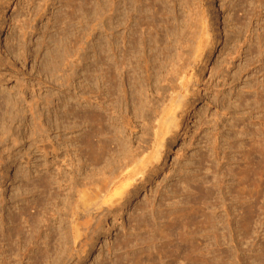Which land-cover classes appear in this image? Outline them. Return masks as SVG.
I'll return each instance as SVG.
<instances>
[{
    "label": "rangeland",
    "instance_id": "rangeland-1",
    "mask_svg": "<svg viewBox=\"0 0 264 264\" xmlns=\"http://www.w3.org/2000/svg\"><path fill=\"white\" fill-rule=\"evenodd\" d=\"M2 1L4 3L0 6V9L2 7L0 10V92L2 94L11 93V101H13L12 103L10 101L9 105H3V109L0 110V264H264V0H186V2L169 0L168 8H172L171 11L174 10L180 17L179 24L183 29L178 30L179 32L176 30L174 36L168 35L163 27L161 28L163 32L160 31V36L164 35L162 37L169 38L160 37V41L162 40L160 43L163 45L169 42L173 46L169 48L172 60L169 59L170 63L169 61L166 63L167 66L171 64L168 68L171 70L166 69L165 65L164 70L157 71L155 67H152L154 60L150 61L152 64L149 63V67L146 68L144 56L147 60L150 59V50L145 51L146 54L143 50H139V54H136L135 60H138V64L142 65L144 62V66L141 67L145 72L142 68L139 69L141 71L138 76L141 81L138 79L140 82L138 83H142L139 86L142 87L141 92L145 91L144 100L146 102H144L148 104L141 108L143 115L140 118L136 115L138 112L134 110V101L129 87L126 98L117 91L112 93L120 96V100L121 96L124 97L120 102L116 96L115 100L112 99L113 96L105 102L104 99L109 97L106 87L103 83H99L102 86L96 85L88 71L93 62V59H90L92 47H101L104 50L106 47L105 39L102 38H106L108 31L104 27V24H108L107 2L104 1L108 0ZM181 1L184 4H181ZM170 2H173V6ZM186 3L188 7L185 6ZM68 4H73V6ZM177 6L178 9L180 8L179 12ZM38 9H41L40 13ZM76 9L78 12L81 11L78 13ZM98 10L99 12L102 10L101 13L104 14L101 18L106 17L107 22L100 18L102 14L98 13ZM72 11L73 15H76V18L70 15L74 22L66 17L69 13L72 14ZM38 15L39 18H37ZM134 15L137 16V13L133 12L131 18L127 17L130 18L127 21V26L130 28L128 32L116 31L120 47L124 46L121 43L122 39L119 40L120 36L123 37L124 34L130 36L132 28L137 26V17L135 19ZM21 17L25 20L29 18L26 20L28 24H25V27L27 26L26 35H22L23 23L19 25L20 22L25 21H20ZM57 19L61 22L59 23ZM197 20L199 23L196 22ZM193 24L198 26V30H203V33L199 34ZM209 26L210 32H208ZM187 27H191L192 30L187 31ZM193 32L195 35L199 34L197 37L199 36L198 42L200 43L194 35L196 37V39L193 38L196 41L195 46L194 40L192 42L188 39L192 37ZM206 32L210 33L208 34L210 39L206 37ZM63 35L67 36L63 37ZM182 36L185 40H182ZM65 38L68 41H65ZM101 41H104V44L101 45ZM61 43L66 48L68 44L70 46L66 49ZM169 43L167 45L170 47ZM9 45H12L13 49L12 47L9 49ZM181 47H184L183 50ZM190 47L192 49L202 47L203 52L202 49L193 51ZM177 50L178 52L181 50L180 53H177ZM182 51L186 52V54L184 52L186 56ZM191 52L195 55H191ZM111 54L110 56H113ZM140 54H143L141 55L143 58ZM180 55L185 58L182 57V60L186 58L187 60L181 61ZM67 56L69 60L66 59ZM121 56L122 54L119 53V60ZM57 58L60 61L56 60ZM190 59L194 61L191 62ZM52 60L59 63L55 62L54 65ZM111 60L115 61L114 56ZM61 63H64L63 66ZM183 64L187 68L182 74L183 77L181 76L183 81L179 76L182 84L178 75L171 71L177 65ZM50 65L53 68H50ZM56 69L59 74L53 75L54 71L57 72ZM153 69L156 71L154 72ZM102 76L103 74L100 73V79ZM142 76L148 81L146 78L143 80ZM151 76L155 78L152 79ZM57 77L60 79L58 80ZM170 79L175 80L177 86L180 83L182 87L177 88ZM65 80L72 82L70 81L69 84ZM170 82L172 85H169ZM88 86L92 88V91L97 87L93 91L96 93L93 94ZM168 87L169 90H167ZM160 88H163L162 91ZM97 91L101 94L99 95ZM167 92L170 96L166 95ZM179 95L181 98L178 97ZM95 96L102 101H98L102 106L96 104L98 102ZM89 97H91L90 100ZM149 98H152V101ZM177 98H180L182 102H178ZM110 100L113 101L114 106L118 102L114 110L118 116H115L114 112L112 115L115 119L113 126L117 130L111 126V134L106 137L116 136V139L113 137L112 140H108L107 148L103 142L101 145L104 148L101 150L99 140L94 138L92 142V139L90 141L87 138L92 134L90 133L92 131L91 112L100 111L105 105L109 106ZM163 102L166 103L164 106H162ZM153 103L156 106L160 103V106L156 107ZM174 103H179L181 107L178 108V105ZM117 106L121 109L119 110ZM126 107H129L128 110L125 109ZM154 108H158L156 112L160 113L155 114L156 109ZM171 108L177 109L172 115L175 114V117L177 115L175 119L179 122V126L174 128L170 125L172 129L169 130L170 127L162 122L168 119L165 115L166 111L171 116ZM73 110L77 115H74ZM121 110L126 116L123 117ZM161 110H163L162 113ZM79 114L84 117L82 118ZM78 115L81 118L77 117ZM89 115L88 120L91 123L86 120L87 118L84 119ZM155 115L158 121L154 118ZM159 115L161 117H158ZM148 117L153 118L148 120ZM153 119H156L159 124ZM38 124L39 127H37ZM42 125L45 128L46 125H50L49 130L43 132L45 128L43 129ZM36 129L41 131L36 132ZM163 129L171 131L168 132V136ZM117 136L121 144L125 143V138L129 142L125 143L127 144L125 154L119 153L120 146H117L118 152L115 150V146L119 143ZM161 139L163 143H160ZM95 140L98 145L94 143ZM110 141L116 144L113 143V145ZM159 143L164 146L160 152ZM112 145L114 149H111ZM92 146L95 147V149L93 147L94 150H90ZM155 149L158 153H156L157 150L154 151ZM98 150L102 154L101 157ZM104 150L105 154H109L108 156H105ZM155 154H160L157 156L159 158L162 155L161 159L157 161ZM103 155L107 157L105 160H108L109 165L102 159ZM137 156L141 157L142 160H139L142 164ZM135 157H137L136 160ZM133 160L135 163L131 165L130 162ZM118 165L120 168L123 165L125 172L121 173L123 168L119 170ZM133 170L138 171V174H132ZM116 172L123 177L116 174L117 180H112ZM52 178H55L54 182L52 181L53 185L46 188L47 179L52 180ZM103 180L110 183L105 186ZM81 186L84 187H82L84 192L87 191L90 194L85 192L89 198L85 196V193L86 199L83 196L81 198L88 202L90 198H95L96 200L90 199L89 204H96L97 208L86 202L88 207L84 203V211L81 205L84 200L78 202L81 201L80 196L83 195ZM99 187H104L109 192L103 191L104 188L98 191ZM80 190L82 192H79ZM101 190L106 197H103ZM120 190L122 195L119 193ZM72 205L77 209L76 211ZM77 206L83 211L81 209L80 211ZM86 211H91L89 213L92 215L86 214L88 213ZM71 213L74 214L72 218ZM79 213H83L84 216L83 214L79 216ZM89 218H91L90 221ZM74 223L77 226L81 224L80 228L77 227L78 230H75ZM77 231L80 232L77 233ZM76 233L82 234L77 236Z\"/></svg>",
    "mask_w": 264,
    "mask_h": 264
},
{
    "label": "bare ground",
    "instance_id": "bare-ground-1",
    "mask_svg": "<svg viewBox=\"0 0 264 264\" xmlns=\"http://www.w3.org/2000/svg\"><path fill=\"white\" fill-rule=\"evenodd\" d=\"M4 1H6V0H4ZM47 2H48V0H46ZM50 1V0H49ZM70 1V0H69ZM86 1V0H85ZM172 1V0H171ZM178 2L180 1V0H177ZM177 1H176V3H177ZM186 2V0H183V2ZM44 2V1H43ZM71 2H73V4H76V3H74V1H71ZM88 2H90V1H88ZM103 2V1H102ZM104 2H107L106 4V13H108L107 15V19H108V24L106 23V24H104L103 26L104 27H106V29H108V33L106 32V38H102V39H105L104 41H105V45H106V47H105V50L104 49H102L101 47L99 48V47H92L93 49H91V53H92V55H91V57H90V59H93V62H92V65L90 66V69L88 68V71L91 73L90 74V77H91V79H93V81L94 82H96V85H100L99 83H103V85L106 87V90H107V94H108V98L106 97V95H105V97L103 96L102 98L104 99V101L105 100H109L111 97H113L114 96V98H112L113 100H115V96L116 95H113L112 93H115L116 91L117 92H119L121 95H123L125 98H126V95L128 94V90H127V88L129 87V91L131 92V95H132V98H133V103H134V110H136V112H138V113H136V115L140 118V116L141 115H143L142 113H141V111H142V109L141 108H143L145 105H147L148 106V104H146L145 102V100H144V94H145V91H144V93L143 92H141L142 91V87H140L139 85H142V83L141 84H139L140 82L138 81V79H140L139 78V72L141 71V70H139V69H141L142 67L141 66H144L143 65V63H142V65H139L138 64V60H135L136 58H137V55L136 54H139L138 52H139V50H143V52L145 53V51H147V50H150V53H149V56H150V59H148L147 60V57L146 56H144V58L146 59L145 60V62H146V68L147 67H149V63H151V62H153V60H154V66L152 65V67L154 68L155 67V69L157 70V71H159V70H164L165 69V65L167 66V61H169V59L170 60H172L171 59V52H170V50H169V48H172L173 46H171V44H170V47L166 44V46H164L165 44H161L160 42L162 41H160V37L161 38H165V37H162V36H164V35H162V36H160L161 35V33H160V31L161 32H163L162 30H161V28L163 27V28H165L167 31V34L168 35H171L172 34V36H174L175 35V31L177 30H179V31H182V30H180V29H183V28H181V26H180V22H179V19H180V17H178L177 16V14L174 12V10L173 11H171V9H169L168 7V2H169V0H108V1H104ZM182 2V1H181ZM180 2V3H181ZM181 3V4H184V3ZM189 2V1H188ZM1 3H4L2 0H0V6H1ZM171 3V2H170ZM180 3H178V4H180ZM47 4V3H46ZM73 4H68L69 6H73ZM90 4V3H89ZM103 4H105V3H103ZM172 4V6H173V2L171 3ZM180 4V5H181ZM187 4L188 3H186L185 4V6H187ZM234 4V3H233ZM68 5H66V6H68ZM85 5V4H84ZM175 5V4H174ZM2 6H4V5H2ZM43 6V5H42ZM183 6V5H182ZM181 6V7H182ZM192 6V5H191ZM233 6V5H232ZM231 6V7H232ZM78 7V5L76 6V8ZM86 7V6H85ZM93 7V6H92ZM176 7V6H175ZM188 7V6H187ZM72 8V10L74 11V8L73 7H71ZM83 8H84V6H83ZM101 8V7H100ZM103 8H105V7H103ZM183 8H184V6H183ZM1 9H2V7H1ZM0 9V10H1ZM69 9V8H68ZM85 9V8H84ZM177 9H178V6H177ZM180 9V8H179ZM177 10L178 12L180 11V10ZM39 10H41V9H38L37 11H39ZM45 10V9H44ZM79 10V9H78ZM91 10V9H90ZM103 10V9H102ZM102 10H100V12H99V10H98V13H100V14H102L101 12H102ZM72 11V12H73ZM76 11H77V9H76ZM81 10H79V12H80ZM97 11V10H96ZM41 11H39V13H40ZM42 12H44L43 10H42ZM71 12V13H72ZM75 12V11H74ZM74 12L72 13V14H70L69 12H67V13H69V16H66L68 19L70 18V15H73L74 14ZM78 12V11H77ZM76 12V13H77ZM78 12V13H79ZM104 12V11H103ZM133 12H136L137 13V16H135L134 15V18L136 19V17H137V26H136V24L134 25V26H136V27H131L132 28V33L130 34V36H127L126 34H124L123 35V37H121L120 36V38H119V40H121L122 39V42L121 41H119V42H121V43H123L124 44V46H122V47H120V43H118V36H117V34H116V31L117 30H123V31H127L128 29H130L128 26H127V21L131 18L130 16L132 15V13ZM177 12V13H178ZM192 12V11H191ZM45 13V12H44ZM85 13V12H84ZM28 14V13H27ZM29 14H30V12H29ZM35 14H36V12H35ZM34 14V15H35ZM38 14V13H37ZM43 14V13H42ZM62 14V13H61ZM88 14V13H87ZM104 14V13H103ZM103 14H102V16L100 15V18L101 17H103ZM192 14V13H191ZM206 14V13H205ZM68 15V14H67ZM106 15V14H105ZM184 15V14H183ZM190 15V14H189ZM202 15V14H201ZM209 15V14H208ZM22 16V15H21ZM40 16H43V15H40ZM74 17L76 16V15H73ZM180 16V15H179ZM199 16V15H198ZM26 17V16H25ZM36 17V16H35ZM72 17V16H71ZM105 17V16H104ZM127 17H130L129 19L127 18ZM201 17V16H200ZM27 18V17H26ZM37 18H39V15H38V17ZM41 18V17H40ZM58 18V17H57ZM76 18V17H75ZM99 17H98V19H100ZM106 18V17H105ZM105 18H101V19H104L105 20ZM185 17H183V19H184ZM59 19H60V17H59ZM71 19V18H70ZM234 19V18H233ZM20 21L21 20H25V19H23V17H21V19H19ZM26 20H29V18L28 19H26ZM22 21V22H20V24L19 25H22L21 23H23V25L21 26L22 27V30H24L23 31V34L22 35H26L27 33H26V30H27V26L25 27V24L27 25L28 23H27V21ZM37 20V19H36ZM58 20V19H57ZM62 20H64L65 21V19H62ZM75 20V19H74ZM97 20V19H96ZM192 20H193V18H192ZM205 20V19H204ZM31 21V20H30ZM71 21H73L72 19H71ZM106 21V20H105ZM131 21V20H130ZM183 21V20H182ZM195 21V20H194ZM193 21V22H194ZM200 21V23H201V19L199 20ZM32 22H33V20H32ZM34 22H35V20H34ZM57 22V21H56ZM58 22L60 23L61 22V20L59 21L58 20ZM74 22V21H73ZM107 22V21H106ZM133 22H134V20H133ZM185 22V21H184ZM191 22V21H190ZM197 23H199L198 22V20L196 21ZM196 22H195V24H196ZM202 22H203V20H202ZM66 23V22H65ZM94 23V22H93ZM204 23V22H203ZM71 24V23H70ZM98 24V23H97ZM100 24H102V23H100ZM192 24V23H191ZM195 24H193V26L195 25ZM202 24V23H201ZM0 25H1V23H0ZM67 25V24H66ZM73 25V24H72ZM185 25V24H184ZM29 26V25H28ZM69 26V25H68ZM100 26V25H99ZM191 26V25H190ZM196 26V25H195ZM194 26V27H195ZM204 26V25H203ZM206 26V25H205ZM204 26V27H205ZM208 26V25H207ZM206 26V27H207ZM98 27V25L96 26V28ZM185 27V26H184ZM188 27H189V22H188ZM187 27V28H188ZM201 27H202V25H201ZM200 27V28H201ZM30 28H31V26H30ZM69 29H70V27H68ZM67 28V29H68ZM101 28V27H100ZM186 28V29H187ZM191 28V27H190ZM190 28H188L187 29V31L188 30H192V29H190ZM193 28V27H192ZM196 28H197V31H199L198 33L200 34V32H202V31H200V30H198V26H196ZM195 28V29H196ZM199 28V29H200ZM19 29H20V27H19ZM165 29H163L164 30V32H165ZM21 30V29H20ZM21 30V31H22ZM32 31H33V28L31 29ZM34 30H36L35 28H34ZM71 30V29H70ZM101 30V29H100ZM206 31L208 30V29H205ZM68 32H69V30H67ZM178 31V32H179ZM85 32V31H84ZM105 32V31H104ZM122 32V31H121ZM128 32V31H127ZM129 32H131V31H129ZM195 32H196V30H195ZM208 32H210V26H209V30H208ZM29 33V32H28ZM31 33V32H30ZM64 33V32H63ZM66 33V32H65ZM73 33V32H72ZM188 33V32H187ZM203 33V32H202ZM68 34V33H67ZM122 34V33H121ZM164 34V33H163ZM178 34V33H177ZM176 34V35H177ZM180 34V33H179ZM185 34H186V32H185ZM190 34V33H189ZM197 34V33H196ZM199 34H197V35H199ZM206 34H207V32H206ZM208 34H210V33H208ZM208 34H207V36L206 37H208ZM21 35V34H20ZM83 35V34H82ZM93 35V34H92ZM192 37H188V39L189 40H194L193 38H195L196 39V37H197V35H195V33L193 32L192 34ZM190 35V36H191ZM196 37H195V36ZM28 36V35H27ZM65 36H67V35H65ZM64 35H63V37H65ZM69 36V35H68ZM75 36V35H74ZM77 36V35H76ZM84 36V35H83ZM172 36H171V38H172ZM181 36V35H180ZM186 37L188 36L187 34L185 35ZM78 37V36H77ZM176 37V36H175ZM199 37V36H198ZM198 37H197V42H198ZM21 38V37H20ZM24 37H22V39H23ZM27 38V37H26ZM69 38V37H68ZM72 38V37H71ZM83 38V37H82ZM168 38V37H167ZM167 38H165V39H167ZM185 37H183L182 36V40L184 39ZM209 39H210V37H208ZM14 39V38H13ZM16 39H17V37H16ZM15 39V40H16ZM63 39V38H62ZM72 39H74V38H72ZM76 39V38H75ZM74 39V40H75ZM164 39V40H165ZM169 39V38H168ZM187 39V40H188ZM12 40V39H11ZM14 40V41H15ZM67 39L65 38V41H66ZM73 40V41H74ZM77 40H78V38H77ZM82 40H84V38L82 39ZM81 40V42L83 43V41ZM175 40V39H174ZM185 40V39H184ZM18 41V40H17ZM16 41V42H17ZM22 41V40H21ZM23 41H25V40H23ZM22 41V42H23ZM68 41V40H67ZM70 41V40H69ZM72 41V42H73ZM80 41V40H79ZM99 41V40H98ZM103 41V42H104ZM165 41H167V40H165ZM201 41V40H200ZM207 41V40H206ZM72 42H71V44H72ZM76 42V41H75ZM80 42V43H81ZM102 41L100 42V44L102 45V44H104ZM179 42V41H178ZM193 42V41H192ZM194 42H195V44H194V46L196 45V41L194 40ZM202 42V41H201ZM25 43V42H24ZM23 43V44H24ZM79 43V42H78ZM77 43V44H78ZM172 43H173V41H172ZM198 43H200V42H198ZM203 43V42H202ZM209 43V42H208ZM8 44H9V42H8ZM15 44V43H14ZM17 44V43H16ZM15 44V45H16ZM21 44V43H20ZM61 44H63V43H61ZM66 44V43H65ZM68 44V43H67ZM161 44V45H160ZM174 44H175V41H174ZM190 44V43H189ZM14 45V46H15ZM64 45V44H63ZM73 45V44H72ZM78 45H80V44H78ZM100 45V46H101ZM177 45V44H176ZM187 45H188V43H187ZM199 45V44H198ZM62 46V45H61ZM68 46H70L69 44L67 45V48L65 47V45H64V47L66 48V49H68ZM74 46V45H73ZM98 46H99V42H98ZM180 46V45H179ZM186 46V45H185ZM184 46V47H185ZM191 46V45H190ZM193 46V45H192ZM191 46V47H192ZM200 46V45H199ZM198 46V47H199ZM10 47H12V45L10 46L9 45V49H10ZM17 47V46H16ZM23 47V46H22ZM63 47V46H62ZM103 47V46H102ZM184 47H181L182 49L181 50H183V48ZM188 48H189V46H187ZM190 47V48H191ZM8 48V47H7ZM20 48H21V46H20ZM19 48V49H20ZM59 48V47H58ZM69 48H71V47H69ZM176 48H177V46H176ZM179 48V47H178ZM194 48V47H193ZM12 49H13V47H12ZM14 49H16V48H14ZM23 49H25V47L23 48ZM72 49V48H71ZM174 49V48H173ZM192 49V48H191ZM195 49V48H194ZM194 49H192L193 51H194ZM196 49H198V48H196ZM195 49V50H196ZM199 49H202V47L201 48H199ZM198 49V50H199ZM64 50V49H63ZM176 50V49H175ZM174 50V51H175ZM181 50H179V52H178V50H177V53H180V51ZM186 50V49H185ZM10 51V50H9ZM62 51V50H61ZM68 51V50H67ZM13 53H14V51H12ZM12 52H10V54L12 53ZM23 52V51H22ZM63 52V51H62ZM69 52H71V51H69ZM111 52H112V54H113V56H114V60L115 61H112L111 60V58L113 57V56H110V54H111ZM141 52V51H140ZM183 52V51H182ZM185 52V51H184ZM184 52H183V54H184ZM189 52V51H188ZM199 52V51H198ZM202 52H203V49H202ZM16 53V52H15ZM58 52H57V50H56V54H57ZM65 53V52H64ZM66 53H68V52H66ZM78 53V52H77ZM86 53V52H85ZM122 54V56H121V60H119L120 58L118 57V54ZM25 53H23V55H24ZM54 54H55V52H54ZM56 54H55V56H56ZM62 54V53H61ZM61 54H60V56H61ZM111 54V55H112ZM146 54V53H145ZM151 54V55H150ZM185 54H186V52H185ZM184 54V55H185ZM193 54V52H191V55ZM200 54V53H199ZM202 54V53H201ZM71 55V54H70ZM74 56H75V53L73 54ZM141 55H143V54H140V56ZM175 55V54H174ZM187 55H189L188 53H187ZM193 55H195V54H193ZM52 56H54V55H52ZM58 56V55H57ZM65 56H66V54H65ZM74 56H73V58H74ZM139 56V55H138ZM139 56V57H140ZM148 56V55H147ZM149 56H148V58H149ZM181 56V58H180V60L181 61H186L187 60V58H186V60H184L185 58H184V56H182V55H180ZM186 56V55H185ZM72 57V56H71ZM111 57V58H110ZM142 57V56H141ZM182 57L184 58L183 60H182ZM202 57V56H201ZM53 58V57H52ZM51 58V59H52ZM59 58V57H58ZM56 59V60H59V59ZM87 58V57H86ZM143 58V57H142ZM175 58H176V56H175ZM195 58V56L193 57V59ZM197 58V57H196ZM62 59H63V56H62ZM66 59L67 60H69V58H68V56L66 57ZM65 59V60H66ZM88 59V58H87ZM188 59H189V57H188ZM191 59H192V57H191ZM190 59V60H191ZM203 59V58H202ZM89 60V59H88ZM87 60V61H88ZM110 60L112 61V62H110ZM141 60H144V59H141ZM176 60V59H175ZM60 61V60H59ZM63 61V60H62ZM61 61V62H62ZM73 61V60H72ZM139 61H140V59H139ZM151 61V62H150ZM174 61V60H173ZM189 61V60H188ZM194 61V60H193ZM192 60H191V62H193ZM50 62V61H49ZM52 62H53V60H52ZM55 62H56V64H57V62L58 61H54L53 63H54V65H55ZM65 62V61H64ZM68 62H71V61H68ZM91 62V61H90ZM176 62V61H175ZM199 62V61H198ZM203 62V61H202ZM53 63H51L52 65H53ZM59 63V62H58ZM72 63H74V62H72ZM84 63V62H83ZM169 63H170V61H169ZM168 63V64H169ZM173 63V62H172ZM186 62H184V64H185ZM190 63V62H189ZM62 64V66H63V64L64 63H61ZM69 64V63H68ZM67 64V65H68ZM76 64V63H75ZM91 64V63H90ZM152 64V63H151ZM177 64V63H176ZM177 65L176 67H174L173 68V70L171 71V72H173V74H177L178 75V79H179V76L181 77H183V75L182 74H184L185 73V71H186V68H187V66H185V65ZM192 64V63H191ZM1 65V64H0ZM52 65H50L49 67L50 68H53V67H51ZM59 65V64H58ZM66 65V64H65ZM70 65V64H69ZM73 65V64H72ZM71 65V66H72ZM188 65V64H187ZM170 66H171V64H170ZM170 66H167V68L166 69H168ZM190 66V65H189ZM192 66V65H191ZM195 66V65H194ZM2 67V66H1ZM55 67V66H54ZM68 67H70V66H68ZM73 67H75V66H73ZM55 68H57V66L55 67ZM55 68L53 69V70H55ZM58 68H62V67H60V66H58ZM193 68V67H192ZM49 69V68H48ZM48 69H47V72H49L48 71ZM63 69H64V67H63ZM62 69V70H63ZM67 69H69V68H67ZM71 69H73V68H71ZM75 69H76V67H75ZM143 69V71L145 72V70H144V68H142ZM148 69H150V68H148ZM154 70V69H153ZM156 70H154V72L156 71ZM168 70H171V69H168ZM195 70V69H194ZM56 71H57V69H56ZM66 71H68V70H66ZM69 71H70V69H69ZM68 71V72H69ZM77 71V70H76ZM51 72L53 73V71L51 70ZM58 72V73H57ZM56 73H55V71H54V74L53 75H57V74H59V71H57ZM63 72V71H62ZM75 72V71H74ZM100 73H102L103 74V76H102V82H100L101 81V79H100ZM147 73H150V71H147ZM158 72H156V74H157ZM161 73V72H160ZM167 73H168V71H167ZM64 74H65V72H64ZM74 74V73H73ZM72 74V75H73ZM144 74V73H143ZM151 74V73H150ZM155 73H154V75H156ZM164 74V73H163ZM169 74H171V73H169ZM71 75V76H72ZM141 75V74H140ZM146 75V74H145ZM144 75V76H145ZM149 75V74H148ZM159 75H161V74H159ZM63 76V75H62ZM75 76V75H74ZM73 76V77H74ZM164 76V75H163ZM166 76V75H165ZM176 76V75H175ZM185 76V75H184ZM87 77L89 78V75H87ZM87 77H86V79H87ZM143 77V76H142ZM152 77V79H153V77L154 76H151ZM159 77V76H158ZM172 77H173V75H172ZM172 77H170V78H172ZM182 77H181V80L183 81V79H182ZM195 77V76H194ZM58 78V77H57ZM146 77H143V80L145 79ZM149 78V77H148ZM155 78V77H154ZM162 78H164V77H162ZM175 78V77H174ZM176 78H177V76H176ZM60 78H58V80H59ZM61 79H62V77H61ZM70 79V78H69ZM68 79V80H69ZM73 79V78H72ZM158 79V78H157ZM168 79V78H167ZM63 80V79H62ZM67 80V79H66ZM65 80V81H66ZM155 80V79H154ZM164 80V79H163ZM166 80V79H165ZM164 80V81H165ZM171 80V79H170ZM180 79H179V81L182 83V81H181ZM71 81V80H70ZM70 81H68L69 82V84H70ZM88 81H90L91 82V80H88ZM87 81V82H88ZM140 81H141V79H140ZM146 81H148V79L146 78ZM157 82H158V80H156ZM161 81H162V79H161ZM172 81V80H171ZM175 80H173L172 81V83L174 82ZM176 81H178V80H176ZM58 82H60V81H58ZM67 82V81H66ZM67 82V83H68ZM72 82V81H71ZM74 82V81H73ZM94 82H92V84L94 83ZM139 82V83H138ZM167 82V81H166ZM165 82V83H166ZM169 82V81H168ZM193 82V81H192ZM152 83H154V82H152ZM162 83V82H161ZM164 83V84H165ZM175 83V82H174ZM177 83V82H176ZM176 83H175V85H176ZM65 84V83H64ZM91 84V85H92ZM143 84H144V82H143ZM183 84V83H182ZM63 85V84H62ZM73 85V84H72ZM145 85V84H144ZM149 85V84H148ZM147 85V88L149 87ZM157 85V84H156ZM155 85V86H156ZM166 85V84H165ZM169 85H172L171 84V82H170V84ZM174 85V84H173ZM175 85H174V87H175ZM70 86V85H69ZM93 86H94V84H93ZM100 86H102V85H100ZM99 86V87H100ZM154 86V85H153ZM153 86H152V88H153ZM154 86V87H155ZM157 86H159V85H157ZM157 86H156V88H157ZM168 86V85H167ZM179 86H181L180 85V83H179V85L177 86L176 85V87L177 88H180ZM89 87V89L91 90L92 88H90V86H88ZM146 87V86H145ZM163 87V86H162ZM166 87V86H165ZM182 87V86H181ZM97 88V87H96ZM95 88V89H96ZM104 88V87H103ZM141 88V89H140ZM146 88V89H147ZM167 88V87H166ZM171 88H173L172 86H171ZM177 88H176V90H177ZM95 89H93V91L95 90ZM161 89H163V88H160V90ZM182 89V88H181ZM83 90V89H82ZM103 90V89H102ZM144 90H145V88H144ZM159 90V89H158ZM158 90H157V92H158ZM167 90H169V87H168V89ZM172 90H174V89H172ZM179 90V89H178ZM92 91V90H91ZM93 91H92V93H93ZM100 91V90H99ZM99 91H97V93L99 92ZM154 91V90H153ZM152 91V92H153ZM162 91V90H161ZM3 92V91H2ZM1 93V92H0ZM4 93V92H3ZM94 93H96V91L94 92ZM93 93V94H94ZM148 93V92H147ZM168 93V92H167ZM172 93V92H171ZM2 94V93H1ZM0 94V110L1 109H3V105H9V103H10V101H11V99H12V95H11V93H8V94H2L1 95ZM91 94V93H90ZM99 94V93H98ZM100 94H101V92H100ZM99 94V95H100ZM103 94V93H102ZM130 94V93H129ZM149 94V93H148ZM152 94V93H151ZM159 94V93H158ZM160 94H162V93H160ZM175 94V93H174ZM85 95V94H84ZM92 95V94H91ZM98 95V96H99ZM104 95V94H103ZM119 95V94H118ZM155 95V94H154ZM153 95V96H154ZM157 95V94H156ZM155 95V96H156ZM164 95H165V93H164ZM166 95H168V96H170L169 95V93L168 94H166ZM78 96V95H77ZM97 96V95H96ZM95 96V97H96ZM123 96H121L122 97V99L121 100H123ZM148 97L150 96V95H147ZM167 96V97H168ZM82 97H83V95H82ZM100 97V96H99ZM99 97H96L95 98V100H96V102H102V101H100L99 100ZM116 97H118V96H116ZM120 97V96H119ZM118 97V98H119ZM160 97H161V95H160ZM165 97V96H164ZM178 97H180V95L178 96ZM86 98V97H85ZM131 98V99H132ZM147 98V97H146ZM159 98V97H158ZM162 98V97H161ZM172 98V97H171ZM171 98H169V99H171ZM181 98V97H180ZM178 99L179 101L178 102H182L181 101V99ZM91 99V97H89V100ZM150 99V98H149ZM152 99V98H151ZM150 99V100H151ZM157 99V98H156ZM168 99V98H167ZM166 99V100H167ZM168 99V100H169ZM176 99V100H177ZM78 100V99H77ZM94 100V99H93ZM102 100V99H101ZM116 100H117V98H116ZM120 100V98L118 99V102H120L121 101ZM129 100V99H128ZM146 100H148V99H146ZM149 100V101H150ZM153 100L155 101V98L153 97ZM160 100V99H159ZM163 100V99H162ZM13 101V100H12ZM12 101H11V103H12ZM22 101V100H21ZM124 101H126V100H124ZM145 101V102H144ZM152 101V100H151ZM150 101V102H151ZM164 101V100H163ZM99 102L98 103H96V104H99ZM106 102V101H105ZM110 103H106V104H110L109 106H103L101 109L102 110H95V111H93V112H91L92 113V123H91V121H89L88 120V118L90 119V115L88 116V117H85L84 119H86V120H88L89 121V123H91L92 125L90 126L91 127V129H92V131H90V133L92 132V134H91V136L89 135V137H87V134H86V137L88 138V140L90 139V141H91V139H92V142H93V140H94V138H96V140H99L100 141V145L103 143L104 145H105V148H107V146L106 145H108L109 144V141L108 140H112L113 139V137L116 139V136H110V137H106V136H108V134H111V130L112 129H110L111 128V126H113V125H115V119H113L112 118V115H113V112H114V110H115V106H116V104L118 103H116L115 104V106H114V104H113V101L112 100H110L109 101ZM116 102V101H115ZM114 102V103H115ZM148 102V101H147ZM162 102V101H161ZM160 102V103H161ZM38 103V102H37ZM123 103V102H122ZM160 103L159 104H157V105H159L160 106ZM164 103V102H163ZM51 104V103H50ZM79 104V103H78ZM124 104V103H123ZM132 104V103H131ZM130 104V105H131ZM154 104V106H156L155 105V103H153ZM166 103H164V104H162V106H164ZM172 104V103H171ZM171 104H170V106H171ZM175 104V103H174ZM173 104V105H174ZM99 105H101V103L99 104ZM104 105V104H103ZM120 105V104H119ZM118 105V106H119ZM122 105V104H121ZM127 105V104H126ZM172 105V106H173ZM175 105H178L177 107L178 108H180L181 107V105L179 106V103L178 104H175ZM175 105H174V107H175ZM102 106V105H101ZM117 106V107H118ZM152 106V105H151ZM159 106H156V107H159ZM11 107V106H10ZM17 107V106H16ZM117 107H116V109H117ZM121 107V106H120ZM130 107V106H129ZM129 107H126L125 109H127V108H129ZM132 107H133V105H132ZM176 107V108H177ZM18 108V107H17ZM86 108V107H85ZM119 108V107H118ZM145 108H147V107H145ZM144 108V109H145ZM150 108V107H149ZM148 108V109H149ZM173 108V107H172ZM171 108V110L173 111H171V116H169L168 114V112L166 111V116H167V120H164V121H166V122H162V123H164V124H166V125H168V127H170V125H171V127H176V128H178V126H179V122H177L176 121V119L175 118H177V115H176V117H175V114H173L172 115V113H175V111H177V109L176 108H174V110ZM80 109V108H79ZM91 109V108H90ZM121 108H119V110H120ZM123 109V108H122ZM124 109V110H125ZM150 109H152V108H150ZM154 109H156V108H154ZM153 109V110H154ZM158 109V108H157ZM157 109L154 111V112H156L157 111ZM162 109H164V108H162ZM170 109V108H169ZM13 110V109H12ZM20 110V109H19ZM22 110V109H21ZM118 110V112H120ZM128 110V109H127ZM132 110V109H131ZM168 110V109H167ZM8 111V110H7ZM74 112V115H77V113L75 114V110H73ZM84 111V110H83ZM83 111H82V113H83ZM151 111V110H150ZM162 111L163 110H161V113H162ZM70 112H71V110H70ZM116 112V111H115ZM114 112V113H115ZM140 112V113H139ZM19 113V112H18ZM24 113V111L22 112V114ZM38 113V112H37ZM81 113V112H80ZM121 113L123 114V117H124V113L122 112V110H121ZM120 113V114H121ZM144 113V112H143ZM146 113V112H145ZM158 113H160V112H156L155 114H158ZM177 113V112H176ZM12 114V113H11ZM118 113H115L114 115L116 116ZM128 114V113H127ZM148 114V113H147ZM151 114V113H150ZM149 114V115H150ZM153 114V113H152ZM73 115V114H72ZM80 115V114H79ZM79 115L77 116V117H79ZM11 116V115H10ZM20 116V115H19ZM81 116V115H80ZM87 116V115H86ZM118 116V115H117ZM122 116V115H121ZM126 116V115H125ZM146 116V115H145ZM169 116V117H168ZM16 117V116H15ZM43 117V116H42ZM77 117H76V119H77ZM82 117V116H81ZM81 117H79V118H81ZM84 117V116H83ZM82 117V118H83ZM122 117V118H123ZM127 117H129V116H127ZM127 117H125V118H127ZM138 117H136L137 119H138ZM151 117V116H150ZM150 117H148V120H149V118ZM157 116L155 115V117L154 118H156ZM158 117H161L160 115L158 116ZM164 117V116H163ZM21 118H23V117H21ZM145 118V117H144ZM153 118V117H152ZM152 118H150V119H152ZM40 119V118H39ZM124 119V118H123ZM123 119H122V121H123ZM128 119V118H127ZM157 119V118H156ZM156 119L154 120V121H156ZM13 120H14V118H13ZM12 120V121H13ZM41 120V119H40ZM159 119H157V121H158ZM2 121V120H1ZM4 121H5V119H4ZM120 121H121V118H120ZM130 121V120H129ZM132 121H133V119H132ZM135 121V120H134ZM156 121V122H157ZM179 121V120H178ZM11 122V121H10ZM40 121H38V123H39ZM87 122V121H86ZM127 122V121H126ZM34 123V122H33ZM50 123H51V121H50ZM74 123V122H73ZM117 123V122H116ZM123 123H125V121L123 122ZM130 123H131V121H130ZM133 123V122H132ZM158 123V122H157ZM161 123V124H162ZM36 124V123H35ZM41 124V123H40ZM52 124V123H51ZM50 124V125H51ZM127 124V123H126ZM135 124V123H134ZM134 124H132V126L134 125ZM159 124V123H158ZM49 125V126H50ZM119 125V124H118ZM129 125H131V124H129ZM36 126V125H35ZM40 125L38 124V126L37 127H39ZM49 126H47L46 125V128H45V126L44 125H42V127H43V132H46V131H48L49 130ZM117 126V125H116ZM163 126V125H162ZM36 127V128H37ZM114 127V126H113ZM119 127V126H118ZM126 127H127V125H126ZM129 127V126H128ZM169 128V130H171L172 128ZM115 129H116V127H114ZM166 128V127H165ZM38 129V128H37ZM37 129H36V132H39V131H41L40 129H42V128H40L38 131H37ZM52 129H53V126H52ZM58 129V128H57ZM60 129V128H59ZM129 129H130V127H129ZM133 129V128H132ZM135 129V128H134ZM167 129V128H166ZM166 129H163V130H165L166 131V133H167V135L166 136H168L169 134H168V132H171V131H167ZM5 130V129H4ZM6 130H8V129H6ZM35 130V129H34ZM51 130V129H50ZM117 130V129H116ZM115 130V131H116ZM119 130V129H118ZM9 131H10V129H9ZM52 131V130H51ZM114 131V130H113ZM112 131V132H113ZM124 131H126V130H124ZM164 131V132H165ZM127 132V131H126ZM131 132V131H130ZM157 132V131H156ZM8 133V132H7ZM11 132H9V134H10ZM48 133V132H47ZM50 133V132H49ZM86 133V132H85ZM84 133V134H85ZM117 133H118V131H117ZM120 133V132H119ZM121 133H123V131L121 132ZM120 133V134H121ZM41 134V133H40ZM43 134H45V133H43ZM84 134H83V136H84ZM6 135V134H5ZM8 135V134H7ZM112 135H113V133H112ZM117 135V134H116ZM163 135V134H162ZM124 136V135H123ZM122 136V138H124ZM125 136H126V134H125ZM156 136V135H155ZM160 136H161V134H160ZM47 137V136H46ZM45 137V138H46ZM91 137V138H90ZM106 137V138H105ZM121 137V136H120ZM83 138H85V137H83ZM86 138V139H87ZM119 137L117 136V139H118ZM4 139V138H3ZM2 139V140H3ZM14 139V138H13ZM43 139V138H42ZM46 139H48V138H46ZM78 139V138H77ZM86 139H84V141L86 140ZM126 139V140H125ZM125 139H123V140H125V143L127 142V138H125ZM164 140H165V138H163ZM96 140L94 141V143L96 142ZM16 141V140H15ZM41 141V140H40ZM114 141H116V140H114ZM118 141H119V143H118ZM118 141H117V143H118V145H116L115 147H116V152H118L117 151V146L119 147V149H120V151H119V153H121V154H125L124 152H126L125 150L127 149H125V146L127 145V144H125L124 142L121 144V141H120V138L118 139ZM161 142L160 143H163L164 141H162V139L160 140ZM0 142H1V140H0ZM48 142H50V141H48ZM87 142V141H86ZM86 142H84V143H86ZM89 142V141H88ZM91 142V143H92ZM111 142V141H110ZM34 143H35V141H34ZM91 143H88V144H91ZM97 143V142H96ZM112 143V142H111ZM110 143V144H111ZM114 143V142H113ZM112 143V144H113ZM127 143H129V142H127ZM160 143L158 144V145H160ZM18 144V143H17ZM38 144V143H37ZM102 144V145H103ZM114 144H116V143H114ZM113 144V145H114ZM52 145V144H51ZM91 145H93V144H91ZM97 145H98V143H97ZM101 145V150H102V148H104L103 146ZM113 145L111 146V149H114V148H112L113 147ZM158 145H156V147L158 146ZM85 146H86V144H85ZM94 146L96 147V145L94 144ZM94 146H92V148H90V150H92L93 149V147ZM129 146V145H128ZM163 144H161L160 145V147H159V152H160V149H162L163 150ZM87 148H89L88 147V145L86 146ZM95 147H94V149H95ZM99 147V146H98ZM109 147V146H108ZM77 148V147H76ZM130 148V147H129ZM158 148V147H157ZM41 149V148H40ZM78 149V148H77ZM93 149V150H94ZM111 149H109V150H111ZM131 149V148H130ZM54 150V149H53ZM97 150V149H96ZM99 150H100V148H99ZM99 150H98V152H99ZM100 150V151H101ZM106 150V149H105ZM105 150H104V154H105ZM157 149H155L154 151H156ZM158 150L156 151V153H158ZM107 151V150H106ZM98 152H97V155H98ZM112 152V151H111ZM115 152V151H114ZM130 152V151H129ZM144 152V151H143ZM143 152H142V154H143ZM86 153H87V151H86ZM91 153V151L89 152V154ZM93 153V152H92ZM94 153H96V152H94ZM93 153V154H94ZM106 153H108V152H106ZM133 153V152H132ZM132 153H129V154H132ZM81 154H83V153H81ZM88 154V155H89ZM111 154V153H110ZM112 154H114V153H112ZM116 154V153H115ZM128 154V155H129ZM161 154V153H160ZM160 154H158V155H160ZM84 155V154H83ZM96 155V154H95ZM97 155H96V157H97ZM99 155H100V157L102 156V154L99 152ZM99 155H98V158H99ZM107 154H105V156H106ZM109 155V154H108ZM107 155V156H108ZM116 155H118V154H116ZM127 155V156H128ZM132 155H134V154H132ZM137 155V154H136ZM135 155V156H136ZM156 156V159H157V161L158 160H160L161 159V157H162V155H161V157L159 158V157H157L158 155L157 154H155ZM105 156L103 155V157H102V159H104V162H106V164H108V160H105V159H107V157L105 158ZM112 156V155H111ZM111 156H109V158L111 157ZM132 157V156H131ZM138 157V156H137ZM137 157H135V160H136V158ZM94 158V157H93ZM108 158V159H109ZM115 158V157H114ZM125 158H126V156H125ZM86 159V158H85ZM127 159V158H126ZM138 161L141 163V161L140 160H142L141 159V157L139 156L138 158ZM140 159V160H139ZM100 160V159H99ZM109 160H111V159H109ZM115 160V159H114ZM129 161H130V157H129V159H128ZM127 160V161H128ZM132 160V159H131ZM135 160H133L132 162H130L131 163V165L132 164H134L135 163ZM72 161V160H71ZM94 161V160H93ZM100 161H102V160H100ZM119 161V160H118ZM117 161V162H118ZM122 161V160H121ZM145 161H148V160H145ZM98 162V161H97ZM110 162V161H109ZM112 163H113V161H111ZM125 162V161H124ZM138 162V164L140 165V163ZM129 163V162H128ZM146 163V162H145ZM145 163H143L144 165H146ZM117 164H119V165H121L120 163H117ZM116 164V165H117ZM137 164V163H136ZM135 164V165H136ZM142 164V163H141ZM79 165V164H78ZM109 165V164H108ZM119 165L117 166V167H119ZM124 165V164H123ZM123 165L121 166V168H123ZM126 166V165H125ZM124 166V167H125ZM108 167V166H107ZM114 167V166H113ZM113 167H112V169H113ZM129 167H131L130 165H129ZM128 167V168H129ZM132 167H134V166H132ZM142 167H143V165H142ZM144 167H147V166H144ZM73 168V167H72ZM110 168V167H109ZM120 167H119V170L121 169ZM126 168V167H125ZM135 168H137V167H135ZM135 168H132V169H135ZM58 169V168H57ZM60 169V168H59ZM76 169V168H75ZM108 169V168H107ZM118 170V169H117ZM118 170V171H119ZM123 170H126V169H122V171H121V173H123V172H125V171H123ZM78 171V170H77ZM113 171V170H112ZM136 171V170H135ZM47 172H49V171H47ZM114 172V171H113ZM129 172V171H128ZM128 172H126V173H128ZM138 171H136V172H134V170H133V173L132 174H138L137 173ZM139 173H140V171H139ZM142 173H144V172H142ZM55 174V173H54ZM119 174L118 172H116L115 174H113V176L115 175V177H113V179L112 180H114V179H116V176ZM71 175H73V174H71ZM119 175H121V174H119ZM129 175V174H128ZM135 175V176H136ZM140 175V174H139ZM142 175V174H141ZM144 175V174H143ZM110 176H111V174H110ZM122 176V175H121ZM131 176V175H130ZM129 176V177H130ZM49 177V176H48ZM47 177V178H48ZM61 177V176H60ZM123 177V176H122ZM143 177V176H142ZM58 178V177H57ZM76 178V177H75ZM119 178V177H118ZM128 178V177H127ZM126 178V179H127ZM132 178H134L133 176H132ZM55 179V178H54ZM53 178H52V180H50V179H47V186H45L46 188H50L51 187V185H53L52 183L54 182L53 180H54ZM62 179V178H61ZM108 179V178H107ZM107 179H106V181H107ZM124 179V178H123ZM126 179H124V180H126ZM129 179V178H128ZM43 180V179H42ZM59 180V179H58ZM88 180V179H87ZM105 180V179H104ZM103 180V181H104ZM109 180V179H108ZM117 180V179H116ZM130 180V179H129ZM133 180V179H132ZM135 180V179H134ZM133 180V181H134ZM45 181V180H44ZM53 181V182H52ZM74 181V180H73ZM89 181V180H88ZM106 181H104L105 182V186H106V184L108 183H110L109 181H111V180H109L108 182H106ZM103 182V183H104ZM40 183V182H39ZM73 183V182H72ZM77 183V182H76ZM96 183V182H95ZM41 184V183H40ZM69 184V183H68ZM79 184V183H78ZM90 184V183H89ZM93 184V183H92ZM113 184V183H112ZM39 185V184H38ZM59 185V184H58ZM61 185V184H60ZM97 185V184H96ZM95 185V186H96ZM104 185V184H103ZM102 185V186H103ZM63 186V185H62ZM91 186V185H90ZM104 186V187H105ZM71 187V186H70ZM78 187H80V185L78 186ZM83 186H81V190L84 188H82ZM92 187V186H91ZM97 187V186H96ZM104 187H102V188H104ZM56 188V187H55ZM98 188V187H97ZM102 188H100L99 187V189H98V191L100 190V189H102ZM107 188V187H106ZM37 189V188H36ZM79 189V188H78ZM87 189V188H86ZM88 189H90V188H88ZM93 189V188H92ZM109 189V188H108ZM47 190V189H46ZM70 190V189H69ZM76 190H77V188H76ZM75 190V191H76ZM79 191V192H82V191ZM95 190V189H94ZM50 191H51V189H50ZM78 191V190H77ZM90 191V190H89ZM92 191V190H91ZM95 191H97V190H95ZM97 191V192H98ZM102 191V190H101ZM100 191V192H101ZM103 191H108V190H105V188H104V190ZM102 191V194L104 193ZM124 191V190H123ZM49 192V191H48ZM58 192V191H57ZM86 193H87V191H85ZM84 191L82 192L83 193V195H81L80 196V193L78 194L79 196H80V200L81 201H78V202H82L84 199H86V197H87V195H86V193H85ZM109 192V191H108ZM81 193V194H82ZM84 193H85V196H84ZM91 193V192H90ZM107 193V192H106ZM119 193H121V190H120V192ZM45 194V193H44ZM47 194H49V193H47ZM88 194V193H87ZM94 194V193H93ZM97 194V193H96ZM99 194V193H98ZM128 194H130V193H128ZM88 195H90V194H88ZM105 194H103V197H106V196H104ZM116 195V194H115ZM118 195V194H117ZM121 195H122V193H121ZM120 195V196H121ZM84 197V199H82L81 197ZM93 196V195H92ZM99 196V195H98ZM97 196V198H101V197H98ZM101 196V195H100ZM126 196V195H125ZM95 197H96V195H95ZM117 197V196H116ZM49 198V197H48ZM53 198V197H52ZM55 198V197H54ZM87 198H89V197H87ZM120 198H122V197H120ZM120 198H118V199H120ZM51 199V198H50ZM59 199V198H58ZM79 199V198H78ZM91 199V198H90ZM90 199H89V202H91L90 201ZM93 200L95 199V198H92ZM91 199V200H92ZM103 198H101V200H102ZM96 200V199H95ZM105 200V199H104ZM44 201V200H43ZM55 201V200H54ZM75 201V200H74ZM47 202V201H46ZM57 202H58V200H57ZM77 202V201H76ZM77 202V203H78ZM86 202L88 203V205H90V206H96V204H94V205H92V203H90L89 204V202L87 201V200H84L82 203H81V205L83 206V209L85 208L84 207V203H85V206H87V204H86ZM110 202H112V201H110ZM109 202V203H110ZM117 202V201H116ZM54 203V202H53ZM112 203H114V202H112ZM112 203H111V205H112ZM98 204V203H97ZM105 204V203H104ZM51 205V204H50ZM76 206V205H75ZM104 206H106V205H104ZM79 207H81V206H79ZM88 207V206H87ZM110 207V206H109ZM46 208V207H45ZM72 208H73V205H72ZM77 208H78V206H77ZM94 208V207H93ZM92 207H91V209H93ZM96 208H97V206H96ZM112 208V207H111ZM145 208V207H144ZM155 208V207H154ZM54 209V208H53ZM73 209H75V211L77 210L76 208H73ZM79 209V208H78ZM81 209V208H80ZM79 209V210H80ZM88 209V208H87ZM91 209H89V210H91ZM95 209V208H94ZM93 209V210H94ZM99 209H101L102 210V208H99ZM99 209H98V211H99ZM108 209V208H107ZM68 210V209H67ZM82 210V209H81ZM80 210V211H81ZM93 210H91V211H93ZM97 210V209H96ZM145 210V209H144ZM83 211V210H82ZM84 211H85V209H84ZM91 211H89L90 213H91ZM153 211V210H152ZM60 212V211H59ZM70 212H73V211H70ZM69 212V213H70ZM86 212H88V211H86ZM85 212V213H86ZM86 213V214H90V213ZM96 212V211H95ZM93 214H94V212H92ZM82 214L83 213H79V216L81 215L82 216ZM145 214V213H144ZM172 214V213H171ZM19 215V214H18ZM17 215V216H18ZM72 215H74V214H72L71 213V218H72ZM77 215V214H76ZM90 215H92V214H90ZM57 216V215H56ZM83 216H84V214H83ZM155 216V215H154ZM170 216V215H169ZM19 217V216H18ZM76 217V216H75ZM91 217V216H90ZM95 217V216H94ZM20 218V217H19ZM76 218H78V216L76 217ZM87 218V217H86ZM86 218H84V219H86ZM148 218V217H147ZM40 219V218H39ZM66 219V218H65ZM90 219L91 218H89V221H90ZM34 220V219H33ZM35 220H36V218H35ZM41 220V219H40ZM76 220V219H75ZM74 220V221H75ZM87 220V219H86ZM94 220V219H93ZM74 221H72V222H74ZM80 221H82V220H80ZM84 221V220H83ZM89 221H86V222H89ZM147 221V220H146ZM92 222V221H91ZM2 223V222H1ZM76 223V222H75ZM74 223V225H76V227H75V230L77 229V227H79L80 228V226L79 225H81V224H79L78 226H77V224H75ZM85 223V222H84ZM90 223V222H89ZM150 223V222H149ZM36 224V223H35ZM82 225H83V222H82ZM91 225V224H90ZM141 225V224H140ZM1 226H2V224H1ZM7 226V225H6ZM42 226V225H41ZM85 226V225H84ZM11 227V226H10ZM39 229V228H38ZM148 229V228H147ZM3 230V229H2ZM9 230V229H8ZM78 230V229H77ZM80 230V229H79ZM83 230V229H82ZM22 231V230H21ZM34 231V230H33ZM20 232V231H19ZM18 232V233H19ZM76 232V231H75ZM78 232H80V231H77V233ZM82 232V231H81ZM87 232V231H86ZM93 232V231H92ZM76 233V234H77ZM80 234H82V233H80ZM80 234L78 235L77 234V236H80ZM85 234V233H84ZM83 234V235H84ZM40 235V234H39ZM17 237V236H16ZM74 237H76V235L74 236ZM6 238V237H5ZM15 238V237H14ZM19 238V237H18ZM32 238V237H31ZM78 238V237H77ZM50 239V238H49ZM75 239V242H76V238H74ZM78 239H80V238H78ZM78 239H77V241H78ZM8 240V239H7ZM6 240V241H7ZM13 240V239H12ZM14 241V240H13ZM32 241V240H31ZM61 243V242H60ZM81 243V242H80ZM70 244V243H69ZM2 245H3V243H2ZM10 245V244H9ZM63 245V244H62ZM56 246V245H55ZM72 246V245H71ZM61 247V246H60ZM9 248H11V247H9ZM2 250V249H1ZM10 250V249H9ZM51 250V249H50ZM43 251V250H42ZM58 251H60L59 249H58ZM72 251V250H71ZM12 253H14V252H12ZM11 253V254H12ZM26 254V253H25ZM6 255V254H5ZM70 257V256H69ZM68 257V258H69ZM8 258V257H7ZM37 258V257H36ZM45 258V257H44ZM6 259V258H5ZM53 259V258H52ZM8 261V260H7ZM37 261V260H36ZM62 261V260H61ZM40 262V261H39ZM37 264V263H36Z\"/></svg>",
    "mask_w": 264,
    "mask_h": 264
}]
</instances>
